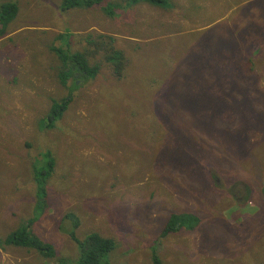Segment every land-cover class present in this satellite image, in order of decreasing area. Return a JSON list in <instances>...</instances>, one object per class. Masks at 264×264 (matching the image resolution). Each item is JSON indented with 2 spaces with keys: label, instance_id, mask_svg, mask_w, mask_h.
Listing matches in <instances>:
<instances>
[{
  "label": "rangeland",
  "instance_id": "obj_1",
  "mask_svg": "<svg viewBox=\"0 0 264 264\" xmlns=\"http://www.w3.org/2000/svg\"><path fill=\"white\" fill-rule=\"evenodd\" d=\"M65 1L0 0L18 7L0 24V264L52 263L2 243L35 214L47 151L50 205L32 229L60 256L77 254L73 216L78 239L114 240L109 264H264V0ZM54 47L101 65L122 51L124 77L101 66L71 101ZM181 214L194 228L164 235Z\"/></svg>",
  "mask_w": 264,
  "mask_h": 264
},
{
  "label": "trees",
  "instance_id": "obj_2",
  "mask_svg": "<svg viewBox=\"0 0 264 264\" xmlns=\"http://www.w3.org/2000/svg\"><path fill=\"white\" fill-rule=\"evenodd\" d=\"M102 3L103 0H66L62 10L69 11L74 8L82 7L96 8ZM137 3H145L160 9H167L169 6L168 0H128V5H134ZM17 8L18 7L12 2H7L1 6L0 24L2 28L7 27L8 24L16 18L18 13ZM104 11L109 15L112 14L108 8H105ZM236 36L238 39L242 37L247 39L248 35L236 32ZM241 40H239V42L243 44L245 41L242 42ZM258 40L259 39H257V41ZM90 41L94 42V39H90ZM252 44V41L249 40L244 47L249 48ZM53 51L59 56L63 64L62 69L58 72L59 81L63 85H67L72 82L71 86H69L70 90H72L71 101L72 92L80 87L79 82L87 83L88 81L95 79L100 72L101 66L108 65V63L111 62L113 65V74L117 77V79H122L124 77L123 74H125L124 71L127 68V60L124 53L114 49H110L112 56H107L103 65L92 64L90 61L91 55L87 52H67L56 47L53 48ZM91 54H94V52ZM67 105V101H63L61 104L57 105L56 103L51 106L46 118L47 128L55 127V123L62 117L63 112L67 109ZM42 157L46 160V162H38L32 169L33 180L36 186V203L34 205L35 214L9 234L6 239L2 241V243L7 246L26 248L28 250L35 251L45 259L51 260V264H109L110 255L116 249L114 240L105 238L98 233L88 234L85 240L78 239L76 236V230L79 227V223L73 216H66L65 219H69L72 222V229L67 234H69L70 238L78 247L75 257L67 258L60 256L57 250H55L56 248L53 244L41 240L34 234L32 229L33 225L37 221L41 220L46 209L50 205L47 185L53 175L56 163L51 151H47L42 154ZM197 222L198 218L193 217L192 215H173L167 223L164 235H169L182 229L192 230ZM152 256L153 264H166L157 256L155 252Z\"/></svg>",
  "mask_w": 264,
  "mask_h": 264
}]
</instances>
